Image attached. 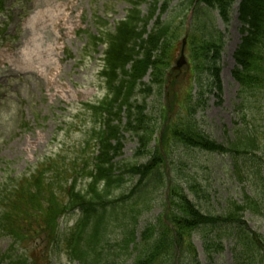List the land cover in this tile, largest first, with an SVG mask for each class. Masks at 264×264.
Here are the masks:
<instances>
[{"label": "trees", "instance_id": "obj_1", "mask_svg": "<svg viewBox=\"0 0 264 264\" xmlns=\"http://www.w3.org/2000/svg\"><path fill=\"white\" fill-rule=\"evenodd\" d=\"M126 1L131 9L126 18L117 23L115 31L106 32L103 39H92L95 47L97 43L106 44L100 75L106 84L107 95L90 106L104 128L95 130L94 140L99 152L88 173V188L85 192H74L71 188L69 205L82 211L83 218L67 241L70 259L78 264H122L121 256L129 252L132 264H158L167 260L171 250L174 260L177 252L180 254V249L188 245L190 264H200L191 240L201 229L208 230L203 239L207 260L222 254L225 240L231 238L238 248L264 242L248 229L243 218L246 214L264 215V128H256L250 115L255 105L261 110L264 108V0H241L239 4L242 38L234 54L236 67L232 72L238 84L234 106L236 121L232 138L223 145L198 131L197 115L207 109L210 96L221 97L220 62L225 39L210 13H202L203 8L217 11L223 23L228 25L237 0ZM175 1H178L176 8L182 12L191 11L196 4L194 21L200 22L196 29L188 32L193 64L184 83L187 91L178 94L173 92L177 81L168 79L176 44L184 34V24L175 25L174 15L169 12ZM3 3L4 0H0V12L4 9ZM145 4H148L147 14L141 9ZM165 15L166 19L163 18ZM168 85L165 105L151 101L161 97ZM125 134L136 139L137 154L150 156L145 165L116 163L123 154ZM153 142L155 148L149 151ZM173 143L231 159L237 182L245 183L241 202H228L220 216L202 212L177 179L168 175L167 165H174L183 180L193 182L191 189H199L195 175L190 176L187 171L188 166L182 161L170 160ZM166 175L169 190L165 211L155 223L160 231L154 236L152 225L155 224H149L138 240L135 233L137 219L127 218V205L123 203L137 197V205L143 197L159 191L166 182ZM126 176L139 177V182L128 195H115L125 184ZM248 189L249 193L245 192ZM112 215L116 216L114 222L109 221ZM121 215L125 223L118 220ZM116 223L125 228L117 245L119 249L112 254L110 243L106 241L107 227ZM172 228V236H169L167 232ZM228 231L235 232V238L227 235ZM238 255L240 259L236 258ZM234 257V264L250 262L244 252H235Z\"/></svg>", "mask_w": 264, "mask_h": 264}, {"label": "rangeland", "instance_id": "obj_2", "mask_svg": "<svg viewBox=\"0 0 264 264\" xmlns=\"http://www.w3.org/2000/svg\"><path fill=\"white\" fill-rule=\"evenodd\" d=\"M177 4L173 3L172 7ZM6 8L7 19L0 15V23L7 26L5 38L0 43V162L3 163L0 165V189L8 185L9 195H14L11 191L15 189H25V193H19L23 198L18 196L22 206L17 208V214H12L9 219L0 214V254L18 256L24 264H73L67 256L65 238L79 214L67 213L64 206L67 191L73 185L74 172L81 169L82 161L92 152V130L99 128L87 104L98 103L106 95L99 78L105 46L95 50L89 44V37H101L103 31H113L116 23L125 18L130 6L124 0H7ZM237 8H234L228 26L217 12L206 9L212 14L217 28L225 34L220 76L222 93L221 97L210 96L207 109L197 115V124L199 132L218 144H226L234 129L238 86L232 78L233 56L241 39ZM142 10L146 13L147 6ZM173 10L175 25L184 21V35L176 44L174 53L175 66L181 56L187 26L194 30L200 22L193 21L191 14L185 19L186 12L180 9ZM187 44L184 53L187 65L175 77L178 80L173 90L175 94L187 91L184 87L187 69L193 64ZM160 96L151 101L163 106L168 98L165 90ZM259 108L255 105L250 115L253 125L263 129L264 108ZM180 121L181 116L178 123ZM125 137L123 156L117 162L145 164L148 158L136 155L135 140ZM88 142L91 149H87ZM173 145L171 159L188 166L187 170L195 175L199 189H191L193 182L188 183L181 177L178 180L203 212L222 214L230 199L242 197L245 185L237 182L230 159L180 143ZM46 159H50L53 168L56 163L59 164L56 168L64 165L61 174L40 167L39 164ZM7 167L10 172H5ZM32 171L36 172V180L32 178L25 184L18 180ZM80 173L78 189L84 190L86 170ZM7 174H11L14 181L10 182ZM125 179L130 181L120 193L127 194L138 179ZM5 180L8 182L4 185ZM163 190L151 195L155 201L149 198L150 203L143 208L144 214L138 216V236L163 213ZM5 193L0 195V202ZM7 202L14 203L13 200ZM121 217L118 220L125 223ZM115 218L113 215L112 219ZM244 220L249 229L264 240V217L246 214ZM16 223H19L17 228H11ZM152 227L156 236L160 227L157 224ZM172 230H168L169 236H172ZM123 231L120 228L113 231L114 242L119 241ZM207 234V229H201L192 238L200 264H234L235 252L246 253L249 264H264V242L238 248L232 238L225 240L223 254L207 261L202 243ZM54 240L63 242L55 249L52 246ZM114 242L112 248L118 251ZM187 246L180 249V254L177 252L179 256L174 260L171 250L167 260L158 264H190L191 253ZM236 258L240 259V256ZM119 261L132 263L130 255L122 256Z\"/></svg>", "mask_w": 264, "mask_h": 264}, {"label": "water", "instance_id": "obj_3", "mask_svg": "<svg viewBox=\"0 0 264 264\" xmlns=\"http://www.w3.org/2000/svg\"><path fill=\"white\" fill-rule=\"evenodd\" d=\"M185 61H184V56H182L181 60L178 62L177 64V70L180 69L183 65H184Z\"/></svg>", "mask_w": 264, "mask_h": 264}]
</instances>
